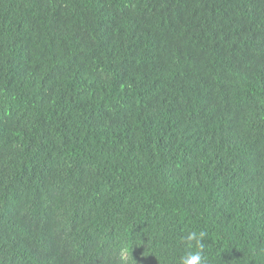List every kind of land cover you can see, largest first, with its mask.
Returning <instances> with one entry per match:
<instances>
[{"label": "trees", "instance_id": "obj_1", "mask_svg": "<svg viewBox=\"0 0 264 264\" xmlns=\"http://www.w3.org/2000/svg\"><path fill=\"white\" fill-rule=\"evenodd\" d=\"M264 264V0H0V264Z\"/></svg>", "mask_w": 264, "mask_h": 264}, {"label": "clouds", "instance_id": "obj_2", "mask_svg": "<svg viewBox=\"0 0 264 264\" xmlns=\"http://www.w3.org/2000/svg\"><path fill=\"white\" fill-rule=\"evenodd\" d=\"M208 236L206 230H190L186 234L180 236V243L185 247L186 251L179 257L178 264H209V258L205 254L204 240ZM128 250L124 249L121 259L127 261L131 257L127 254Z\"/></svg>", "mask_w": 264, "mask_h": 264}]
</instances>
